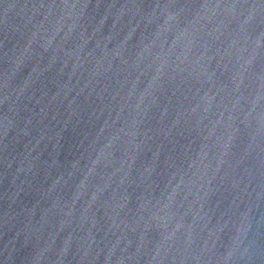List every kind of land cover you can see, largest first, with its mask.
I'll return each mask as SVG.
<instances>
[{
    "label": "water",
    "instance_id": "water-1",
    "mask_svg": "<svg viewBox=\"0 0 264 264\" xmlns=\"http://www.w3.org/2000/svg\"><path fill=\"white\" fill-rule=\"evenodd\" d=\"M0 264H264V0H0Z\"/></svg>",
    "mask_w": 264,
    "mask_h": 264
}]
</instances>
